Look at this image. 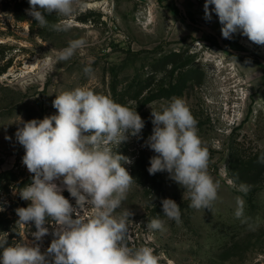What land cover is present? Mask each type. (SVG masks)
<instances>
[{"label": "rangeland", "instance_id": "1", "mask_svg": "<svg viewBox=\"0 0 264 264\" xmlns=\"http://www.w3.org/2000/svg\"><path fill=\"white\" fill-rule=\"evenodd\" d=\"M98 1L101 6H89ZM204 2L81 0L84 7L68 21L71 27L57 31L52 25L62 19L48 16L49 25L41 28L26 11L28 0H0V172L12 170L16 177L0 181V236L7 233L9 244L31 240L35 231L17 224L16 209L30 203L20 198L19 183L32 175L15 136L19 117L54 115L55 95L85 86L136 110L145 122L140 138L130 137L117 149L133 160L124 167L134 183L115 212L133 213L128 247L152 248L159 264H264V170L256 162L264 152V47L240 33L223 38L215 13L205 20ZM77 39L85 46L69 60H58L57 53ZM47 58L49 67L34 65ZM173 97L187 101L209 152L208 172L220 184L210 209L189 207L184 189L166 171L150 175L142 166L155 155L145 144L152 109L161 110ZM229 180L250 190L237 191ZM62 194L75 206L67 190ZM237 197L244 201L241 218L235 215ZM166 198L180 206V222L163 215ZM4 214L12 221H3ZM154 218L164 221L165 231L147 228ZM47 224L42 251L56 227L54 221Z\"/></svg>", "mask_w": 264, "mask_h": 264}, {"label": "clouds", "instance_id": "2", "mask_svg": "<svg viewBox=\"0 0 264 264\" xmlns=\"http://www.w3.org/2000/svg\"><path fill=\"white\" fill-rule=\"evenodd\" d=\"M28 3V15L41 28L49 25L48 16L61 18L63 22L52 25L57 31H67L71 27L68 21L84 7L81 0ZM203 7L205 20L211 21L213 13L218 17L223 38L240 33L264 46V0H205ZM85 43L83 39L70 41L57 59L69 60ZM43 65L49 67V61L45 59ZM84 71L90 74L92 69ZM52 107L56 114L43 119L24 121L19 117L15 136L24 149L22 163L32 178L19 190L20 198L30 203L16 209L17 224L34 226L35 231L31 240L23 238L12 244L7 233L0 236V264H159L152 248H130L125 243L133 213L126 209L115 214L134 183L124 167L133 160L117 149L130 137L140 138L145 126L142 117L85 86L55 95ZM151 117L152 134L145 144L155 155L150 158L148 173L166 171L184 189L189 207L210 209L218 199L220 184L208 172L209 152L187 101L173 97L161 110L152 109ZM259 162L264 164V154ZM228 183L245 194L250 190L244 183ZM64 190L74 198L75 206L62 194ZM161 205L164 216L180 222L181 209L174 200L163 199ZM89 208L94 209L91 214ZM235 215H244L241 197H237ZM49 219L56 227L51 243L42 251L40 242L50 234ZM147 228L166 230L158 218L148 222Z\"/></svg>", "mask_w": 264, "mask_h": 264}, {"label": "trees", "instance_id": "3", "mask_svg": "<svg viewBox=\"0 0 264 264\" xmlns=\"http://www.w3.org/2000/svg\"><path fill=\"white\" fill-rule=\"evenodd\" d=\"M176 10H177V8H176ZM262 154H264V152L261 153V154L256 158L257 167H258V169H259V172H261V171L264 170V164H262V163L259 162V157H260ZM141 158H142V156L140 155V156L137 158V160H136L134 166H136V165H140V163H141ZM142 166L144 167V169H146V172H147V169H148V167H149L150 165L142 164ZM142 166H141V167H142ZM155 177H156L157 179L154 181L155 184H153V185H154L155 188H156V187L158 188V187L160 186L159 177H158L157 175H156ZM2 178L5 179V180H9L10 182L16 179V177H15V175H14V172H13L12 170H5V171H3V172H0V181L2 180ZM31 178H32V175L29 176L27 179L22 180V181L19 183V187H18V189H21L24 185L30 183ZM144 184H147V183H144ZM150 191H151V189H150V187H149V188L147 189V192H150ZM0 215H1V213H0ZM2 215H3V214H2ZM4 216H5V219H3V221H4V220H6V222L12 221L10 218L6 217V214H4ZM48 221H52V220L49 219ZM32 228H34V226H32ZM34 229H35V228H34Z\"/></svg>", "mask_w": 264, "mask_h": 264}, {"label": "bare ground", "instance_id": "4", "mask_svg": "<svg viewBox=\"0 0 264 264\" xmlns=\"http://www.w3.org/2000/svg\"><path fill=\"white\" fill-rule=\"evenodd\" d=\"M101 2H102V1H101ZM101 2L98 1V2H94V3H90L89 6H90V7H98V6H101V5H102ZM263 47H264V46H263ZM47 60H48L49 63H50L51 59H50V58H47ZM36 64H37V66L39 65V67L44 68L43 62H41L40 60L34 63L35 66H36Z\"/></svg>", "mask_w": 264, "mask_h": 264}, {"label": "built area", "instance_id": "5", "mask_svg": "<svg viewBox=\"0 0 264 264\" xmlns=\"http://www.w3.org/2000/svg\"><path fill=\"white\" fill-rule=\"evenodd\" d=\"M137 1H144V0H137Z\"/></svg>", "mask_w": 264, "mask_h": 264}]
</instances>
